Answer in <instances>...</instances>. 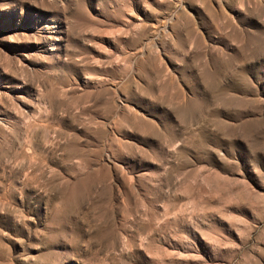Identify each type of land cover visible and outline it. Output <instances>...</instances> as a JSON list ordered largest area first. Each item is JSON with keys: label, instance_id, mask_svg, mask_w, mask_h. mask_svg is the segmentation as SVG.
I'll use <instances>...</instances> for the list:
<instances>
[{"label": "rangeland", "instance_id": "1", "mask_svg": "<svg viewBox=\"0 0 264 264\" xmlns=\"http://www.w3.org/2000/svg\"><path fill=\"white\" fill-rule=\"evenodd\" d=\"M0 264H264V0H0Z\"/></svg>", "mask_w": 264, "mask_h": 264}]
</instances>
